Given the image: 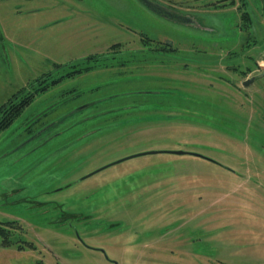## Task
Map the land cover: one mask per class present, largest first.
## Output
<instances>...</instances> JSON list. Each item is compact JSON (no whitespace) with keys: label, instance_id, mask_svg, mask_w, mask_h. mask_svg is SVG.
Instances as JSON below:
<instances>
[{"label":"rangeland","instance_id":"374dc122","mask_svg":"<svg viewBox=\"0 0 264 264\" xmlns=\"http://www.w3.org/2000/svg\"><path fill=\"white\" fill-rule=\"evenodd\" d=\"M150 1L189 22L142 0H0V107L90 55L141 61L66 77L0 131V222L35 246L0 264H264V77L221 83L264 73V0ZM143 34L176 50L145 55ZM177 150L211 160L146 153Z\"/></svg>","mask_w":264,"mask_h":264},{"label":"trees","instance_id":"16d2710c","mask_svg":"<svg viewBox=\"0 0 264 264\" xmlns=\"http://www.w3.org/2000/svg\"><path fill=\"white\" fill-rule=\"evenodd\" d=\"M143 44L148 47H155L157 51H174L172 44L166 43L160 45V43L155 42L143 34L142 38ZM121 45L116 44L112 46L113 52L120 49ZM111 52L110 54H113ZM105 54H95L87 57L86 60H95L96 63L91 65L81 67L79 70L71 71L70 73L61 76L59 78H54L51 73L44 75L42 78L38 79L33 85L28 88L21 89L17 94H15L6 104L0 107V131L9 127L16 118L23 112V110L29 106L33 100L38 96L60 83L64 78L71 77L77 74H83L87 71H90L94 67H99L103 63H98L102 58L108 60V58H113L111 56L104 57ZM74 65L73 67H76ZM7 226V227H6ZM16 227L15 222L1 223L0 222V246L9 248L16 246L17 249L25 250L27 248L34 249L35 246L32 243L25 241H14L12 238V229ZM11 228V229H10Z\"/></svg>","mask_w":264,"mask_h":264},{"label":"crops","instance_id":"0c3cea01","mask_svg":"<svg viewBox=\"0 0 264 264\" xmlns=\"http://www.w3.org/2000/svg\"><path fill=\"white\" fill-rule=\"evenodd\" d=\"M143 5V4H142ZM66 18H64V19H67V16H65ZM69 19V18H68ZM65 21H68V20H65ZM140 50V52H142V53H144L145 55H148V54H156V55H158V53H159V51H157L156 49H155V47H153V46H151V47H148V46H145L144 44H143V47H140L139 48ZM110 59H113V58H108V60H110ZM147 59L145 58L144 59V61H146ZM156 60V59H155ZM130 62H131V59L129 58L128 60H116V61H106V62H103V64H101V65H99V67H94L93 69H91L90 71H87V72H85V73H83V74H96L95 75V77H96V80H97V78H98V80L97 81H100V80H102V78H103V76H105V78H109L110 76H111V73H109V72H113L114 74H115V72H118V71H120V70H123V71H126V72H131L132 70H134V68H139V65L141 64L140 62V60L139 61H135V62H133V63H131V65L132 66H130ZM147 62V61H146ZM149 62V61H148ZM130 66V67H129ZM146 67H149V65H148V63H146ZM151 67H153V64L151 65ZM132 70H131V69ZM136 72V71H135ZM83 74H77L78 76H83ZM100 74V75H99ZM102 74V75H101ZM107 75V76H106ZM203 76V75H202ZM249 76H252V75H249ZM167 78V77H166ZM234 77H232L231 78V80L230 81H225V80H223V81H221V83H223V84H226V85H229L231 88H233V90L234 91H238V88L236 87V86H240L241 88L242 87H244L243 86V82L244 81H241L239 84L240 85H237V83H236V81H237V79H233ZM167 79H169V78H167ZM232 79H233V81H232ZM187 80V79H186ZM111 82H113V84H111V86H113V85H115V82L114 81H111ZM256 82H258V80L256 81ZM255 82V83H256ZM222 84V85H223ZM253 85V84H252ZM252 85H250L249 87H251ZM95 87H96V89H98V88H101V86L100 85H98V83H97V85H95ZM239 87V88H240ZM246 88V87H245ZM120 90H123L124 88H119ZM232 90V91H233ZM112 91H114V89H112ZM233 91V92H234ZM122 94H127V92H121ZM102 94H104V95H102ZM108 93H106V92H104V93H101V95L102 96H106ZM100 95H98L97 97H99ZM99 99V98H98ZM103 100V99H102ZM104 100H105V98H104ZM11 258H12V256L11 255H9ZM15 257H17V256H15Z\"/></svg>","mask_w":264,"mask_h":264},{"label":"water","instance_id":"95a60500","mask_svg":"<svg viewBox=\"0 0 264 264\" xmlns=\"http://www.w3.org/2000/svg\"><path fill=\"white\" fill-rule=\"evenodd\" d=\"M143 3L150 7L152 10H154L155 12H158V13H162L163 15H166L168 18H172V19H180L181 21H185L186 23L189 22V19L188 18H184V17H179L177 14H175L174 12H171L167 9H165L164 7H162L161 5L155 3V2H152L150 0H142ZM264 77V73H262L261 75L259 76H252L248 79H246L244 82H243V86L244 87H249L250 85L254 84L259 78H262ZM158 152H168V153H172V154H177V155H185V154H188V155H192V156H195V157H198V158H203V159H207V160H211L210 158L202 155V154H199V153H195V152H188V151H184V150H177V151H152V152H146V153H158ZM145 153H142V154H138V155H133L131 157H128V158H132V157H135V156H139V155H143Z\"/></svg>","mask_w":264,"mask_h":264}]
</instances>
